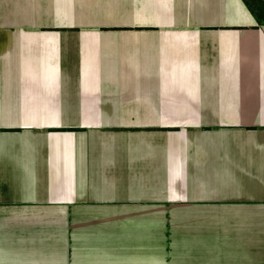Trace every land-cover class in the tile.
Listing matches in <instances>:
<instances>
[{
	"label": "crops",
	"instance_id": "obj_1",
	"mask_svg": "<svg viewBox=\"0 0 264 264\" xmlns=\"http://www.w3.org/2000/svg\"><path fill=\"white\" fill-rule=\"evenodd\" d=\"M0 0V264H264V0Z\"/></svg>",
	"mask_w": 264,
	"mask_h": 264
},
{
	"label": "trees",
	"instance_id": "obj_2",
	"mask_svg": "<svg viewBox=\"0 0 264 264\" xmlns=\"http://www.w3.org/2000/svg\"><path fill=\"white\" fill-rule=\"evenodd\" d=\"M245 3L248 5L249 9L257 16V18L260 20V16L263 15L257 11L259 9V1L257 0H244Z\"/></svg>",
	"mask_w": 264,
	"mask_h": 264
}]
</instances>
